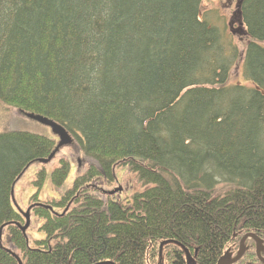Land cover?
Masks as SVG:
<instances>
[{"label":"trees","instance_id":"1","mask_svg":"<svg viewBox=\"0 0 264 264\" xmlns=\"http://www.w3.org/2000/svg\"><path fill=\"white\" fill-rule=\"evenodd\" d=\"M203 1L0 0V103L60 123L95 161L59 200L30 197V239L13 188L57 145L0 133V233L16 249L1 239L0 264H188L186 249L217 264L246 234L264 244V0H240L244 52ZM240 57L256 87L228 83ZM122 166L143 186L125 201L102 187ZM246 244L235 264H262Z\"/></svg>","mask_w":264,"mask_h":264},{"label":"rangeland","instance_id":"2","mask_svg":"<svg viewBox=\"0 0 264 264\" xmlns=\"http://www.w3.org/2000/svg\"><path fill=\"white\" fill-rule=\"evenodd\" d=\"M238 0H204L201 5V17H206L212 22L213 25L218 26L221 30L225 32V39L231 41L241 52L245 51V46L248 42V38L245 29L240 25V17L238 18L235 14L237 10ZM237 17V18H236ZM237 64L231 69V74L228 83L238 84L242 83L246 86L256 87L254 82L247 81L244 77L243 71V60L242 57L237 60ZM12 130H27L30 132H35L41 135H47L51 137L55 144L57 145L60 141L59 136L52 133L51 128L40 124L36 120L30 119L24 112H21L18 108L14 106H9L7 104L0 103V133L2 131H12ZM73 142L60 148L52 161L43 164L39 161L32 163L27 167L25 172L18 178V182L14 187V204L25 213H21L23 216L22 226H26V216L27 208L29 203V198L38 192V198L42 202L56 201L59 200L60 196L71 188L75 178L79 177V174L86 172L91 164H95L92 156H87L81 144L76 141V138L72 135ZM66 161L70 163L71 169L67 180L62 186L63 189L56 188L52 181V172L59 167L60 161ZM45 170V180L42 186L37 189L34 185L36 181L37 172ZM117 174V180L112 186L108 187L102 185L105 191H111L122 188V191L115 192L118 199L125 201L127 198L131 197L134 192L143 190L142 184L139 183L136 174H132L126 167H117L115 170ZM223 187V185H221ZM221 188V187H220ZM107 193V192H106ZM101 194V193H100ZM108 194V193H107ZM113 196V195H112ZM125 199V200H124ZM15 206V207H16ZM30 222L28 229L25 231L30 237V239L39 238L37 228L40 224V219H37L33 212L30 211ZM10 237L6 234V231L2 232V242L5 247H8L14 251L16 249L12 244L9 243ZM228 251V250H227ZM226 251V252H227ZM224 252V254L226 253ZM235 256L238 251L231 252ZM224 256V255H223ZM263 256V254H262ZM264 257V256H263ZM193 262V261H192ZM192 262L190 264H192ZM159 264H169L168 261L162 260Z\"/></svg>","mask_w":264,"mask_h":264},{"label":"water","instance_id":"3","mask_svg":"<svg viewBox=\"0 0 264 264\" xmlns=\"http://www.w3.org/2000/svg\"><path fill=\"white\" fill-rule=\"evenodd\" d=\"M27 116L32 119V120H36L39 123L43 124V125H47L51 128L52 133L53 134H57L60 137V141L58 143V146L56 148V150L46 159H41L40 162L46 164L47 162H50L56 155L57 151H59L60 148L67 146L68 144H71L73 142V138L71 133L68 132V130H66V128L64 126H62L61 124L54 122L52 120H50L48 117L46 116H41V115H37L35 113L33 114H27ZM117 191H122V188L120 189H116L113 190V192H107L109 195H113L115 192ZM27 214H25L26 219H27V224L26 226H22L20 223H17L21 228L22 231L25 233V231L28 229L29 225L31 224L30 222V211L27 210ZM3 230V229H2ZM2 230H1V235H0V240L2 239ZM248 239H253L255 241L256 244V254L258 255L260 261L262 262V264H264V257L262 256V252H264V244L262 243V240L256 235V234H246L245 237L242 238V240L240 241V248L238 253L235 254V256H233V254L228 250L224 256L219 260V262L217 264H235L236 262H238L240 259H242L245 256V252H246V244L245 242ZM165 244H168V242H164L161 244L160 248V255L162 254L163 251V246ZM8 251H10L9 249H7ZM15 255V254H13ZM186 256L188 258V264H190L193 260V258L190 256V253L188 250H186ZM16 260L19 262V264H22V261L20 259L19 256L15 255Z\"/></svg>","mask_w":264,"mask_h":264}]
</instances>
